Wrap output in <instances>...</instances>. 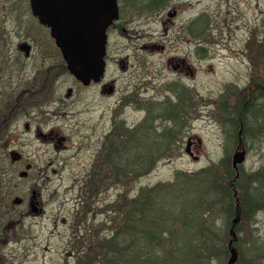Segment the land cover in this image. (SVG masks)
Returning <instances> with one entry per match:
<instances>
[{
    "label": "rangeland",
    "instance_id": "rangeland-1",
    "mask_svg": "<svg viewBox=\"0 0 264 264\" xmlns=\"http://www.w3.org/2000/svg\"><path fill=\"white\" fill-rule=\"evenodd\" d=\"M162 5L160 18L144 6L124 10L123 25L109 36L111 65L104 80H114L115 90L103 93L101 86L80 89L64 72L61 55L32 18L28 3L0 0L3 111L18 94L21 106L15 124L0 126V215L5 204L9 211L2 218L13 227L17 212L26 209L13 200L28 201L33 190L41 193L45 208L42 216L19 218L16 237L0 248V264H98L104 257L99 245L111 239V218L119 204L211 168L219 182L204 183L211 196L197 212L211 230L208 245L215 248L187 250L185 264H229L231 247L237 253L233 264H264V207L259 205L264 204L259 200L264 192V127L257 129L258 122L264 125V101L258 114L246 93L253 79L264 83V67L252 69L251 64L253 41L264 40V5L235 0H165ZM23 42L31 45L29 55L18 47ZM147 42L164 48L146 49ZM171 57L187 58L194 77L175 70L174 62L167 63ZM147 71L154 78L142 82ZM178 74L174 85L161 82L177 80ZM26 88L34 94L29 100L23 98L29 95ZM189 138L197 158L186 152ZM240 138L239 151L244 148L246 157L236 179L232 159ZM118 147L124 160L113 166L111 152ZM28 164L30 177L23 178L20 172ZM191 200L180 203L169 222L184 217L179 210L191 212ZM196 215L193 211L188 218L190 227ZM176 229H161L165 234L156 239V255L148 259L185 262L180 254L171 255L183 242ZM233 234L236 240L230 243ZM188 244L193 249L199 245L193 237ZM133 248L125 260H133Z\"/></svg>",
    "mask_w": 264,
    "mask_h": 264
},
{
    "label": "trees",
    "instance_id": "trees-1",
    "mask_svg": "<svg viewBox=\"0 0 264 264\" xmlns=\"http://www.w3.org/2000/svg\"><path fill=\"white\" fill-rule=\"evenodd\" d=\"M116 145L120 146L119 143H116ZM124 156L125 153H121L120 147L113 149L111 152V165L115 166L116 163L121 164ZM216 175L213 168L203 170L197 174L178 179L173 184H160L143 190L131 202L127 201L126 203L119 204V209L113 210L115 218H111V222L114 224L113 228H111V239L103 240L99 245V249L104 251V257L98 261V264H127L128 262L136 264H169L168 261L157 262V260L154 261L147 258L156 255L154 252L156 250V239L159 240V235L165 234L161 229L169 225L172 228L176 227V231H178L177 235L180 238L183 237V242H180L174 249L170 250L172 252L171 255L178 253L180 254L179 258L185 260L181 264L186 263L187 255H189L187 250L198 252L200 249L204 250L203 248L206 247L207 251L214 250L215 244L209 246L207 239L211 230L205 226L202 217H199L197 211L199 208H204L206 196H211L209 191L204 190V183L206 181L219 182ZM195 182L197 183L196 186L190 185ZM226 189L228 190V188ZM191 194L197 195L194 201L190 199ZM261 194L263 196L259 200L263 201L264 192L261 191ZM202 195L205 196L202 198ZM234 197L237 201V194H234ZM188 200H191L189 205L192 206L193 210L188 212L187 207L179 210L181 212L180 215L184 214V217L179 218L178 221L169 222L168 219L177 213L180 203L184 204L183 202H187ZM237 202L235 211L236 215H239L241 212L239 199ZM259 205L260 207H264V204ZM193 211L197 215L193 220L195 224H193V227H190L192 219L189 220L188 218H191ZM186 212H188V216H186ZM207 212L209 213L211 210ZM207 212L203 213V215H206ZM129 230H131L130 234ZM173 231L175 232V229ZM191 237L198 240L199 245L196 249H193L194 246L188 244L191 241ZM231 240L235 242L236 239H233L232 236ZM135 242L138 243L136 248ZM132 246H134L133 260H125V257L130 256L129 248ZM161 247H164V245L161 244ZM227 248L230 249V246L228 245Z\"/></svg>",
    "mask_w": 264,
    "mask_h": 264
},
{
    "label": "water",
    "instance_id": "water-1",
    "mask_svg": "<svg viewBox=\"0 0 264 264\" xmlns=\"http://www.w3.org/2000/svg\"><path fill=\"white\" fill-rule=\"evenodd\" d=\"M30 1L33 14L51 28L70 72L85 84L99 82L105 74L107 28L119 17L118 0ZM245 156V150L235 153L233 166L237 171ZM231 253L229 264L237 260L234 248Z\"/></svg>",
    "mask_w": 264,
    "mask_h": 264
},
{
    "label": "flooded vegetation",
    "instance_id": "flooded-vegetation-1",
    "mask_svg": "<svg viewBox=\"0 0 264 264\" xmlns=\"http://www.w3.org/2000/svg\"><path fill=\"white\" fill-rule=\"evenodd\" d=\"M14 2H24V3H28V10L31 13L32 18L36 19V21L39 23V20L33 16L32 14V10H31V4L29 0H13ZM170 0H167V3ZM236 2H240V3H245L247 5H255V6H260V5H264V0H235ZM165 0H124L123 3L121 0H119V19H117L115 22L112 23V25L108 28V43H107V55H106V63H107V67H106V74L108 69L110 68L111 65V55L109 52V36L111 35L112 32H118L119 28L123 25L121 24V22H123L122 18L124 16V10L126 11V8L130 7L132 10L134 8H136L137 6H144L147 7L151 10L154 11V16L156 17L158 15V18L163 16L164 11L161 10L160 8L163 7L162 4H164ZM170 16H175L176 15V11L174 12H170L169 13ZM39 25L41 27H43V30H45L48 33V36L51 37V30L46 27L43 26L39 23ZM3 32H0V55L3 52ZM53 44V48L61 55L59 48L56 46L55 40L51 37L50 38ZM249 45V44H248ZM254 45V47H253ZM253 45L251 46V51L253 52V57L255 58V60H252L251 64H252V69H255L256 67H259V64L264 67V40L260 41H253ZM18 47L20 50L25 51V53L27 55L30 54L31 51V45L28 43H19ZM146 49L150 48L152 49V51L154 49H163V46H159L157 45V43H150L147 42L146 45L144 46ZM253 47V49H252ZM259 49H262V53L261 51H259ZM261 56V57H260ZM262 60V62H260ZM175 63V65H173L174 69L177 70L180 74H184L186 73V75L194 77L195 74V70H194V66L192 64H190L187 60V58L184 57H171L169 58V60L167 61V63ZM57 67V66H56ZM60 67H63V70L66 74H68L69 77H71L74 80V83L77 84V86H79L80 89H90L93 86H101L102 88V92H109L111 93V89L115 90V82L114 80L111 82V80H109V84L106 83L104 80L101 83H95L93 81H91V83L89 85H85L83 82H80L78 80L75 79V77L70 74L67 70V65L63 62V59L61 61V65ZM58 68V67H57ZM153 72L152 71H147L146 75L144 76L142 82H151L152 78H154L153 76ZM164 75L161 74V77H163ZM180 78V75H177V78ZM164 78V77H163ZM179 78L177 80H172V79H166V80H162L161 82H167V85H174V82H179ZM250 86L249 89L246 91V93H249V95H247V101L250 102V105L253 107H258V108H254V110L260 114L262 105L260 104L261 101H264V83L261 82V80H255L253 79L252 82H250ZM2 82H0V126L3 125H7L10 124L11 122H13V124H15L18 121V117H19V108H21L20 106V94L16 95L15 100L11 103V101H8V105L7 108H9L6 112L3 111V96H4V91H3V86H2ZM47 85V82H46ZM46 85L42 86V90H45ZM114 86V88H113ZM173 91L174 90V87ZM18 89V87L16 88H12L11 90V94L16 92V90ZM27 89V88H26ZM27 93L29 95L25 96V94L23 95L24 97H28V100L34 96V94H30V89H27ZM243 91V90H242ZM250 91V92H249ZM74 92V88L70 87L68 89L67 95L69 97H71L73 95ZM236 98V97H235ZM234 98V99H235ZM7 101V100H6ZM244 101V100H243ZM11 103V106H10ZM24 107V106H23ZM25 113L29 112V110H27L25 108ZM7 113V114H6ZM264 113V110H262V114ZM6 114V115H5ZM14 114H16L14 116ZM172 116V115H170ZM5 117V120L3 121L2 119ZM259 124V125H258ZM260 122L257 123V129L258 131L262 130L264 125ZM24 128L26 130H30L31 126L29 123H25L24 124ZM241 132H242V126H241ZM42 134L44 135V133L42 132ZM262 135V134H261ZM45 136V135H44ZM176 142L178 143V141L176 140ZM240 144L238 145V148L241 146L242 143V138L239 139ZM194 145V142L192 141L191 138L188 139L187 141V147L186 149H190L192 151V147ZM15 157L21 158L19 154H17ZM31 168V164L27 165V169H24L20 172V176H22L23 178H29L30 177V171L28 169ZM13 202L15 204H19L22 206H25L26 209H24L23 211L17 212L18 217L13 221L14 225L13 227L9 224L6 226V223L4 222L2 216H4L5 213H7L9 210L6 209L5 204L4 206V213L3 210L1 211V215H0V248L4 243L9 242L10 240H12L14 237H16V232H15V227L17 226L18 222H19V218H23L25 216H42L45 213V208H44V204L42 202L41 199V193L37 192V190H33L32 192V196L28 199V201H26L24 198H20V197H16ZM7 204V203H6ZM1 209L2 206H1ZM7 210V211H6ZM16 215V216H17ZM23 229V228H22ZM28 234V232H26ZM28 236V235H26ZM1 250V249H0Z\"/></svg>",
    "mask_w": 264,
    "mask_h": 264
}]
</instances>
